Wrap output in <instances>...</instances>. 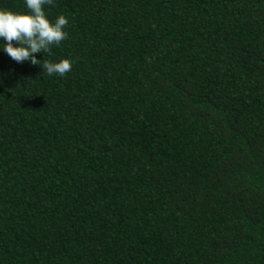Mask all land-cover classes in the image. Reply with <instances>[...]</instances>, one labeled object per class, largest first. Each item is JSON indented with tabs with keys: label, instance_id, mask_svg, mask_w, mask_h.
I'll return each instance as SVG.
<instances>
[{
	"label": "trees",
	"instance_id": "16d2710c",
	"mask_svg": "<svg viewBox=\"0 0 264 264\" xmlns=\"http://www.w3.org/2000/svg\"><path fill=\"white\" fill-rule=\"evenodd\" d=\"M44 10L73 63L0 51V264H264V0Z\"/></svg>",
	"mask_w": 264,
	"mask_h": 264
},
{
	"label": "clouds",
	"instance_id": "9594fccd",
	"mask_svg": "<svg viewBox=\"0 0 264 264\" xmlns=\"http://www.w3.org/2000/svg\"><path fill=\"white\" fill-rule=\"evenodd\" d=\"M23 5L26 11L0 8V51L17 63L39 65L48 75L64 76L71 71L72 60L50 61L43 56L50 53L51 46H59L68 38L67 17L59 14L53 21L47 18L44 9L54 5V0H23Z\"/></svg>",
	"mask_w": 264,
	"mask_h": 264
}]
</instances>
